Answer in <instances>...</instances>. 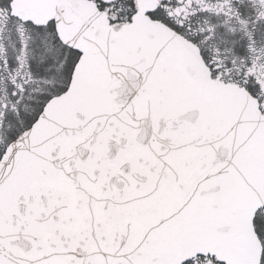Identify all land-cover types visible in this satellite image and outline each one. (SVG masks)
Returning a JSON list of instances; mask_svg holds the SVG:
<instances>
[{"label": "snow or ice", "instance_id": "snow-or-ice-1", "mask_svg": "<svg viewBox=\"0 0 264 264\" xmlns=\"http://www.w3.org/2000/svg\"><path fill=\"white\" fill-rule=\"evenodd\" d=\"M0 264H264V0H0Z\"/></svg>", "mask_w": 264, "mask_h": 264}]
</instances>
